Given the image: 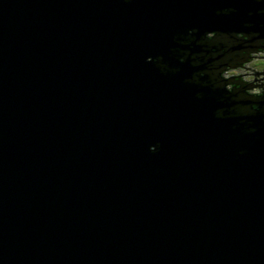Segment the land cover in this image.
<instances>
[{
    "label": "water",
    "instance_id": "95a60500",
    "mask_svg": "<svg viewBox=\"0 0 264 264\" xmlns=\"http://www.w3.org/2000/svg\"><path fill=\"white\" fill-rule=\"evenodd\" d=\"M206 34L264 2L0 0V264H264V98Z\"/></svg>",
    "mask_w": 264,
    "mask_h": 264
},
{
    "label": "trees",
    "instance_id": "16d2710c",
    "mask_svg": "<svg viewBox=\"0 0 264 264\" xmlns=\"http://www.w3.org/2000/svg\"><path fill=\"white\" fill-rule=\"evenodd\" d=\"M251 37H253V36H251V35L248 37L247 36L246 37H244V36L240 37L239 36L238 39H234V38L229 39V38H226L225 36H221V37H213L212 39L211 38L208 39L209 42L206 44L212 45L219 50V51H217L215 48V50L213 49V51H211V53H209V55H207L205 57L206 59L207 58L213 59V61L210 63V65H207V70H205V73L209 76V79L211 80V82H213L216 85H223V83H224L223 79H224L225 71L229 70V69H226L224 67L225 66L224 64L227 62L229 63V61L234 62V63H238L240 61H243V59L245 57H247V56H245L246 52H248L247 49L243 48V47L248 46V43L246 41ZM260 44L264 45V42L260 41ZM238 45H241L242 49L237 50V51L227 52V50H229V48H232V47H235ZM222 46H224L223 49H222ZM220 54L222 56L219 58H216L217 56H220ZM227 68H229V67H227ZM205 73H203V74H205ZM244 83H246V82H244ZM225 84H227L228 86L224 85L223 87L225 88V90L227 92H230L231 94L235 93L236 90L238 89V84L231 83L228 80H226ZM247 86H249V85L247 84ZM249 87H251V86H249ZM238 97H240V96H238ZM243 98L249 99L255 103L256 102L258 103L260 101V99H263V98H250L248 96L247 90L243 94ZM255 103L253 105H250V106L248 105L245 107L234 106L232 109L235 110V113H237V115L256 114L258 104H255ZM260 113H264V110L263 111L260 110Z\"/></svg>",
    "mask_w": 264,
    "mask_h": 264
},
{
    "label": "clouds",
    "instance_id": "9594fccd",
    "mask_svg": "<svg viewBox=\"0 0 264 264\" xmlns=\"http://www.w3.org/2000/svg\"><path fill=\"white\" fill-rule=\"evenodd\" d=\"M131 0H124L125 4L130 3ZM258 2H264V0H258ZM178 37L182 36H174L173 40H175ZM245 56L248 57V60L245 62L243 68H239L243 70V73L247 75L251 79V84L254 85V77H256V73L258 70H264V47H261L258 51H250L246 52ZM229 75L234 76V71L232 73H229ZM261 80H264V71H261L260 78ZM248 96L250 98H264V88H257L255 86L249 87L247 89ZM216 117V112L214 113ZM224 119H228V116H225ZM241 124L244 123L243 120L240 121ZM246 131L248 133H252L253 128H247Z\"/></svg>",
    "mask_w": 264,
    "mask_h": 264
},
{
    "label": "flooded vegetation",
    "instance_id": "af4514ba",
    "mask_svg": "<svg viewBox=\"0 0 264 264\" xmlns=\"http://www.w3.org/2000/svg\"><path fill=\"white\" fill-rule=\"evenodd\" d=\"M239 36L241 37V36H244V35H241V34H236V35H234V37H232V38H234V39H238L239 38ZM212 37H215V34H211V35H205L204 36V38L205 39H209V38H212ZM244 37H246V36H244ZM206 40H203L202 41V43H204V44H206V42H205ZM258 49V48H257ZM257 49H251V50H247L248 52H250V51H253V50H257ZM260 50V49H259ZM246 60H248V57H245L244 59H243V61H240V62H238V63H234V62H231V61H229V63L227 62V64L228 65H225L224 67L225 68H227V67H229V68H235V67H241V66H243V63L246 61ZM240 65V66H239ZM224 79L225 80H230V82L231 83H234V84H237V82L235 81L236 79H238L239 81H242V83L244 84V85H246L247 86V82L246 81H244V82H246V83H244L243 82V80H241V78H239V77H237V76H228V77H224ZM227 85V84H226ZM228 86V85H227ZM235 87V86H234ZM248 87V86H247ZM246 87V88H247ZM259 88H264V85H260V87ZM246 99V98H245ZM251 101V100H250Z\"/></svg>",
    "mask_w": 264,
    "mask_h": 264
},
{
    "label": "rangeland",
    "instance_id": "374dc122",
    "mask_svg": "<svg viewBox=\"0 0 264 264\" xmlns=\"http://www.w3.org/2000/svg\"><path fill=\"white\" fill-rule=\"evenodd\" d=\"M245 62L243 63V66H241V67H235V68H230L229 70H226L224 77L232 76V75H229V73H232L234 71V73H235L234 76L241 78V80L246 81L248 83V85L251 86V79L243 73L242 69H239V68L244 67ZM261 71H264V70H258L257 71L258 74L256 75V77L253 78L255 83H254V85H252V87L255 86V87L259 88L260 85H264V80L259 79L260 75H261Z\"/></svg>",
    "mask_w": 264,
    "mask_h": 264
},
{
    "label": "bare ground",
    "instance_id": "6f19581e",
    "mask_svg": "<svg viewBox=\"0 0 264 264\" xmlns=\"http://www.w3.org/2000/svg\"><path fill=\"white\" fill-rule=\"evenodd\" d=\"M240 66V65H239ZM226 69H230V68H226ZM258 73H256V75H257ZM230 81V80H229ZM251 87H252V84H251ZM249 88V86L247 87V88H245V92H246V90Z\"/></svg>",
    "mask_w": 264,
    "mask_h": 264
}]
</instances>
